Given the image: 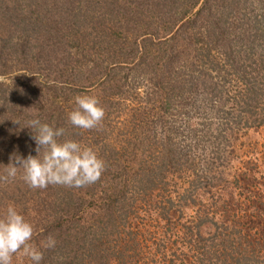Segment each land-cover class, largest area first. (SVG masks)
Returning <instances> with one entry per match:
<instances>
[{"label":"trees","instance_id":"trees-1","mask_svg":"<svg viewBox=\"0 0 264 264\" xmlns=\"http://www.w3.org/2000/svg\"><path fill=\"white\" fill-rule=\"evenodd\" d=\"M15 73L0 82V191L34 212L41 264H264L218 205L235 143L264 124V0H0V76ZM83 92L105 111L92 129L68 120ZM33 118L92 148L99 180L4 179L10 156L36 155Z\"/></svg>","mask_w":264,"mask_h":264},{"label":"clouds","instance_id":"clouds-1","mask_svg":"<svg viewBox=\"0 0 264 264\" xmlns=\"http://www.w3.org/2000/svg\"><path fill=\"white\" fill-rule=\"evenodd\" d=\"M74 100L76 107L68 114L73 127L92 129L100 124L105 111L98 97L78 95ZM12 121L20 126L19 120ZM25 127L31 129L36 155L10 156L4 179H15L22 169L21 178L31 188L44 189L50 184L80 188L99 180L105 163L92 148L72 139L58 142L57 138L64 135V129L42 123L39 118L28 120ZM33 235L34 225L14 205H9L0 217V264H12V257L18 252L28 257L31 264H41L43 252L29 243ZM55 245L52 236L41 242L44 249Z\"/></svg>","mask_w":264,"mask_h":264},{"label":"rangeland","instance_id":"rangeland-1","mask_svg":"<svg viewBox=\"0 0 264 264\" xmlns=\"http://www.w3.org/2000/svg\"><path fill=\"white\" fill-rule=\"evenodd\" d=\"M21 75L22 73H15L6 78L0 76V82L9 83L12 77L20 78ZM234 148L236 157L232 158V180L227 185L226 195L219 198L218 205L221 213H227L230 222H235L236 228L242 233L240 235H247V240L252 245L257 243V251L264 257V124L247 130L237 140ZM237 178L240 182L235 183L233 179ZM230 186L234 189H230ZM14 190V187L8 186L0 191V217L5 214L9 205H14L25 219L34 225L35 232L39 227L38 220H35L32 209L22 213V208L12 203ZM30 194L28 202L32 203L31 199L35 193ZM217 200L218 197L215 196L213 201ZM243 243L246 245L247 241L243 240ZM12 259V264H26L28 257L18 252Z\"/></svg>","mask_w":264,"mask_h":264}]
</instances>
